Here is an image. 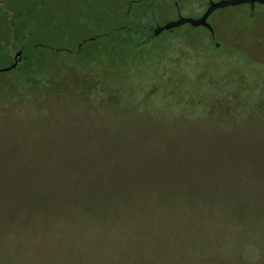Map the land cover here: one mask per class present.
<instances>
[{"label":"rangeland","instance_id":"rangeland-1","mask_svg":"<svg viewBox=\"0 0 264 264\" xmlns=\"http://www.w3.org/2000/svg\"><path fill=\"white\" fill-rule=\"evenodd\" d=\"M206 7L0 0V264H264V17L148 31Z\"/></svg>","mask_w":264,"mask_h":264},{"label":"water","instance_id":"water-1","mask_svg":"<svg viewBox=\"0 0 264 264\" xmlns=\"http://www.w3.org/2000/svg\"><path fill=\"white\" fill-rule=\"evenodd\" d=\"M255 2L262 3V2H264V0H228V1H220L218 3H211V4H209V7L206 9L205 13L199 19L192 20V19L179 18L178 20L171 22V23H168L165 26H162V27L157 26L153 30L152 35L154 37H156L164 31L171 30V29H173L179 25H183V24H187V25H190L192 27L207 26V23H206L207 18L210 16L211 12L216 8H221L224 6L244 4V3L254 4ZM14 59H15L14 64L10 65L8 68L4 69L3 71H8L10 69H13L16 66V62L20 61V52L15 54Z\"/></svg>","mask_w":264,"mask_h":264},{"label":"flooded vegetation","instance_id":"flooded-vegetation-1","mask_svg":"<svg viewBox=\"0 0 264 264\" xmlns=\"http://www.w3.org/2000/svg\"><path fill=\"white\" fill-rule=\"evenodd\" d=\"M220 1H222V0H216V1H214V0H206V6H207L206 8H208V7H209V4H211L212 2L214 3V2H220ZM240 5H243V6H246V7H247L248 15H249V16H253L254 14H256V11H258V13L261 12V13H262L261 16L264 17V2H262V3H257V2H255L254 4L244 3V4H238V5H236V6H240ZM217 9H219V8L214 9V10L211 12L210 16L207 18V21H206L207 26H203V27L206 29V31L208 32V34H209L210 36L213 35V28H212V26L209 24L208 19L211 17V15H212V14L214 13V11H216ZM205 11H206V9H205ZM204 13H205V12H204ZM204 13H203V14H204ZM203 14H202V15H203ZM202 15H200L198 18H200ZM179 18H180V17H177V20H178ZM152 32H153V31H152ZM21 61H22V59H21ZM21 61H18L17 65H18Z\"/></svg>","mask_w":264,"mask_h":264},{"label":"trees","instance_id":"trees-1","mask_svg":"<svg viewBox=\"0 0 264 264\" xmlns=\"http://www.w3.org/2000/svg\"><path fill=\"white\" fill-rule=\"evenodd\" d=\"M121 29H122V28H121ZM148 31H149V32L151 33V35H152V31H151L150 29H148ZM152 37H154V36L152 35ZM24 60H25V59H22V61H21V59H20L21 62H20L18 65H19V66L22 65V63L24 62ZM13 64H14V63H13ZM18 65H16L15 67H17ZM2 72H4V71H2Z\"/></svg>","mask_w":264,"mask_h":264}]
</instances>
